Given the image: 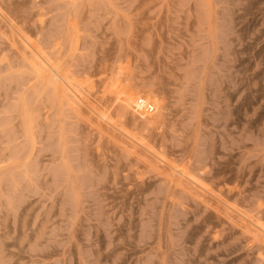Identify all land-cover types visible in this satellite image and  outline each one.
I'll return each instance as SVG.
<instances>
[{"label": "rangeland", "instance_id": "obj_1", "mask_svg": "<svg viewBox=\"0 0 264 264\" xmlns=\"http://www.w3.org/2000/svg\"><path fill=\"white\" fill-rule=\"evenodd\" d=\"M0 264H264V0H0Z\"/></svg>", "mask_w": 264, "mask_h": 264}, {"label": "bare ground", "instance_id": "obj_2", "mask_svg": "<svg viewBox=\"0 0 264 264\" xmlns=\"http://www.w3.org/2000/svg\"><path fill=\"white\" fill-rule=\"evenodd\" d=\"M35 51V50H34ZM53 67V66H52ZM54 69V68H53ZM57 70H58V68H56ZM55 71V70H54ZM56 72V71H55ZM59 72H61V71H57V73H58V75H60V73ZM60 77H61V75H60ZM63 77V76H62ZM116 79H115V83H116ZM119 81H122V80H120L119 79ZM123 83V82H122ZM125 84V83H124ZM115 85H117V84H115ZM109 86H111L112 87V85L110 84ZM122 86H124V85H122ZM126 86V85H125ZM130 86V85H129ZM129 86H127V87H129ZM110 87V88H111ZM116 87H118V86H116ZM121 86H119V88H120ZM113 88V87H112ZM111 88V89H112ZM118 88V89H119ZM118 89H116L114 92L116 93V96H115V93H113V90H111L112 91V93L114 94V96H115V98H118L117 97V95H118V93H117V90ZM121 90H122V87H121ZM120 91V90H119ZM121 92V91H120ZM122 93V96H119V98L122 100V102H123V105H124V107L127 109V108H132V110H135V109H137V110H135V111H138V108H137V100L139 99V94H138V92L136 93V92H133V91H131L129 88H128V90H125L124 89V91H122L121 92ZM121 95V94H120ZM81 97V96H80ZM83 98V97H82ZM136 98H137V100H136ZM116 100V99H115ZM142 102V101H141ZM140 102V103H141ZM140 103H138L139 105H138V107H139V111L140 110H142V109H144V104H143V106H142V108L140 107V105L142 104H140ZM122 104V103H121ZM133 105L134 106H136V107H134V109H133ZM97 112V111H96ZM103 119V118H102ZM172 167V166H171ZM177 169V168H176ZM176 171V170H175ZM180 171V170H179ZM181 172V171H180ZM258 224H259V222H258ZM260 225V224H259ZM259 228V227H258Z\"/></svg>", "mask_w": 264, "mask_h": 264}]
</instances>
